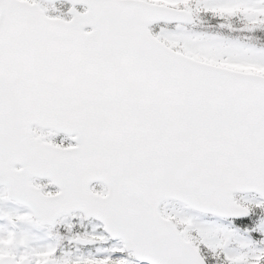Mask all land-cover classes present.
Listing matches in <instances>:
<instances>
[{
  "label": "snow or ice",
  "instance_id": "obj_1",
  "mask_svg": "<svg viewBox=\"0 0 264 264\" xmlns=\"http://www.w3.org/2000/svg\"><path fill=\"white\" fill-rule=\"evenodd\" d=\"M0 264H264V0H0Z\"/></svg>",
  "mask_w": 264,
  "mask_h": 264
}]
</instances>
